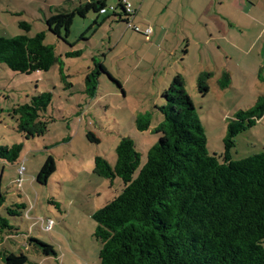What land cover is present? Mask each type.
<instances>
[{"label": "rangeland", "instance_id": "rangeland-1", "mask_svg": "<svg viewBox=\"0 0 264 264\" xmlns=\"http://www.w3.org/2000/svg\"><path fill=\"white\" fill-rule=\"evenodd\" d=\"M117 1L108 0L107 8L116 7ZM76 5L77 0H0V38L12 39L18 35L32 38L44 33V43L54 48L57 59L48 72L31 75L12 72L0 63V145H22L16 163L0 161V195L4 200L0 203V218L6 219L9 226H0V264L5 253H23L28 264L99 263L101 246L93 237L92 215L120 194L122 184L120 179H114L110 186L108 180L96 176L94 159L101 157L113 167L116 147L125 137L133 141L140 167L144 165L148 151L158 141L152 131L161 116L155 107L164 104L161 95L176 74L184 77L209 155L223 153L228 120L237 111L252 107L264 95V85L258 81L259 72L242 65L241 52L230 50V59L224 60L215 42L205 46V36L188 34L189 28L182 19L169 22L172 28L166 29L170 42L161 46L159 38L152 36L151 41L145 42L140 33L127 29L124 23H102L106 15L97 19L101 28L96 32L92 28L82 37L96 18V14L89 13L85 19L74 20L68 38L69 44H74L71 49L49 33L45 20L52 14L49 7L53 11H71ZM107 15L112 13L108 11ZM151 20L142 10L136 23L143 27L142 23L149 25ZM20 21L29 23L28 32L19 28ZM181 27L186 35L177 41L175 30ZM80 37L87 42H77ZM211 47L216 51L213 55ZM78 51L79 55L65 56ZM93 59L104 65L123 93L107 75L97 77L94 92H86L84 80L93 69ZM206 69L212 78L207 82L208 93L201 96L196 78ZM224 72H229L231 79L221 89L218 82ZM46 91L52 94L45 114L49 121L47 132L42 137L25 140L16 131L11 111ZM145 114L150 115V127L139 132L135 119ZM89 133L96 142L88 141ZM263 144L264 118L235 138L232 160L262 152ZM48 156L53 157L56 172L41 186L36 183V176ZM19 168L24 170L22 176L18 175ZM20 203L25 205V210L12 207ZM8 209L15 213L10 214ZM48 220L54 226L45 232ZM29 237L52 246L57 256L44 257L28 249L25 242Z\"/></svg>", "mask_w": 264, "mask_h": 264}, {"label": "trees", "instance_id": "trees-1", "mask_svg": "<svg viewBox=\"0 0 264 264\" xmlns=\"http://www.w3.org/2000/svg\"><path fill=\"white\" fill-rule=\"evenodd\" d=\"M107 2L77 0L71 11L52 9L45 20L47 30L73 49L68 38L74 20L85 19L89 13L100 16ZM116 9L119 14L106 16L104 23L110 18L127 17L121 3ZM101 25L94 20L82 37L92 28L96 32ZM18 26L24 32L30 30L25 21ZM82 37L77 42L86 41ZM44 38V33L32 38H0V63L24 75L48 72L57 59L54 48L45 44ZM79 54L68 52L65 56ZM91 62L93 69L84 80L86 92L96 90L100 75H107L121 89L102 64L94 59ZM263 73L259 72L258 80L264 83ZM210 79V73L198 75L196 87L201 96L208 93ZM229 82V74L222 73L220 88L225 89ZM161 98L164 104L155 107L161 119L152 131L158 141L148 151L142 167L133 141L125 137L116 147L113 167L101 157L94 159L96 176L108 180L110 186L114 179L122 184L120 194L92 215L93 237L101 246L98 264H264V144L258 154L240 160L231 157L235 138L263 118L264 95L228 120L220 155L207 152L206 137L183 76L175 75ZM51 102L52 94L46 91L12 109L16 131L23 139L46 134L49 121L45 114ZM135 127L139 132L147 131L150 115L138 116ZM87 139L96 142L90 133ZM21 147L0 145V161L16 163ZM55 172V161L48 156L36 183L45 186ZM3 201L0 195V203ZM12 207L25 210L22 203ZM0 226L9 228L2 218ZM25 246L44 257L57 256L52 246L38 239L29 237ZM2 260L3 264L29 262L23 253H5Z\"/></svg>", "mask_w": 264, "mask_h": 264}, {"label": "crops", "instance_id": "crops-1", "mask_svg": "<svg viewBox=\"0 0 264 264\" xmlns=\"http://www.w3.org/2000/svg\"><path fill=\"white\" fill-rule=\"evenodd\" d=\"M123 1L130 4L133 9V14L130 17L131 27L126 24V19L129 17L110 18L106 21L108 24L124 23L127 29L137 28L139 31L136 33H140L142 36V32L146 28H150L149 40H145L143 36L144 41L149 42L154 36L156 40L160 39L161 46H163L164 43L170 42L169 32L166 29L171 27L168 26L169 22L182 19L189 28L188 34L205 36V46L215 42L217 50L222 51L224 60L230 59L228 51H238L243 54V66L256 68L257 74L261 71L264 72V0H118L117 5ZM146 6L147 10H145ZM51 10L52 7H49L50 12ZM142 10L146 11L147 18L149 16L152 20L149 25H143L141 22L140 26L143 27H139L136 21ZM116 13L119 14V11ZM100 16H97L95 20L97 21ZM106 16L102 23L107 18ZM179 30H175V34H178L177 41L182 39V35H186L182 27ZM233 35L236 37L233 38ZM209 49L212 51L211 55L216 53L213 47ZM149 50L152 51L151 48ZM253 50L256 51L254 55L251 54ZM188 52L189 49L185 50L184 54ZM208 70L206 69L205 72L210 73ZM106 71L110 74L108 70ZM201 73L203 72L199 74ZM227 73L230 77V73ZM259 82L264 85L263 82Z\"/></svg>", "mask_w": 264, "mask_h": 264}, {"label": "built area", "instance_id": "built-area-1", "mask_svg": "<svg viewBox=\"0 0 264 264\" xmlns=\"http://www.w3.org/2000/svg\"><path fill=\"white\" fill-rule=\"evenodd\" d=\"M121 4L123 5V8H124V10H125V14L127 15V17H129V19H126V24H127L128 27H131L130 17H131L132 14H133V9H132L131 5L128 4L127 2H125V1H123ZM116 8H117V7H109V8L101 9V10H100V15L108 14V11H110L112 14H113V13H116V11H117ZM133 30H134L135 32H138V31H139L137 28H133ZM142 34H143L145 40L148 41V40H149V37H150V35H151V29H150V28H146V29L142 32ZM23 171H24L23 168H19V170H18V175H19V176H22V175H23ZM53 226H54V223L52 222V220H48V221H47V225H46V227H45V229H44L45 232H50V231L52 230Z\"/></svg>", "mask_w": 264, "mask_h": 264}]
</instances>
